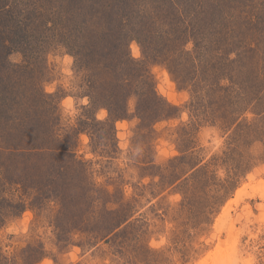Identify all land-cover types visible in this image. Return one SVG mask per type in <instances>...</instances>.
Masks as SVG:
<instances>
[{"label": "rangeland", "instance_id": "374dc122", "mask_svg": "<svg viewBox=\"0 0 264 264\" xmlns=\"http://www.w3.org/2000/svg\"><path fill=\"white\" fill-rule=\"evenodd\" d=\"M175 2L184 14L193 6L188 0ZM248 2L200 1L193 17H185L202 29L188 40L187 49L194 52L195 41L211 47L213 36L218 37L226 49L221 61L227 75L232 69L243 71L248 56L260 58L264 0H253L254 6ZM27 32H34L32 26ZM44 42L38 45L41 53L30 59L23 45L17 46L7 62L12 67L32 64L37 81L28 86L50 95L44 98L51 103L55 135L84 161L90 189L100 202L86 214L91 223L80 224L58 215L56 200L21 213L8 208L17 197L0 200V246L10 262L25 264L20 251L42 246L46 256L37 264H204L210 256L216 257L212 264H264V192L259 188L264 183V116L259 112L264 102L247 107L238 100L241 93L235 99L214 94L193 81L195 69L183 60L187 54L172 59L154 50L148 59L146 42L133 35L132 57L149 60L156 90L176 106L175 112L142 126L133 95L128 117L116 122L115 139L108 130L104 138L92 139L79 132L83 119H105L108 112L92 106L85 72L78 70L69 49L58 40ZM210 57L206 76L212 70ZM58 222L67 228L63 234Z\"/></svg>", "mask_w": 264, "mask_h": 264}, {"label": "trees", "instance_id": "16d2710c", "mask_svg": "<svg viewBox=\"0 0 264 264\" xmlns=\"http://www.w3.org/2000/svg\"><path fill=\"white\" fill-rule=\"evenodd\" d=\"M142 1L0 0V195L4 196L0 200L17 197L18 200L8 206L11 210L21 213L52 199L59 204L57 214L68 218L70 223L72 220L90 224L91 214H86L92 211L89 208L93 203L100 202L90 189L92 181H87L84 161H78L76 152L68 150L66 142L55 135L50 118L51 103L44 98L47 94L38 95V91L28 86L29 81L32 86L37 81L32 64L12 67L7 62L9 53L17 46L23 45L22 52L30 59L41 53L40 43L53 39L74 55L78 70L85 72L92 106L108 112L105 119H98L96 115L83 119L79 132L90 134L92 139L104 138L107 130L111 132V139H115L116 122L128 117V102L133 95L138 98L142 126L175 112L176 106L158 94L149 60L140 62L132 57L129 47L133 35L141 43L146 42L142 44L148 48V59H153L149 52L154 50L170 53L172 59L187 54L183 60H188L189 65L192 63L195 69L193 81L210 87L214 94L235 99L241 93L238 100L246 106L258 99L264 102L263 52L258 59L248 56L243 71L232 69L227 75L228 68L223 69L225 65L221 61L226 49L225 45L220 46L218 37L213 36L211 47L195 41L194 52L187 49L188 40L199 35L198 30L202 29L187 22L185 17H193L192 10L197 9L202 0H188L193 6H188L191 10L185 14L177 10L175 0H146L145 6ZM248 3L254 6L253 0ZM46 5L47 11L43 10ZM178 11L176 19L172 18ZM29 26L34 32H27ZM209 55L212 70L209 69L207 77L205 68H209ZM225 59L234 60L230 56ZM226 80L231 83L223 84ZM259 112L264 116V108ZM74 165L78 166V177L82 176L83 180L77 179ZM57 226L62 234L67 231L59 222ZM96 228L94 225V230L98 231ZM20 252L25 264H37L46 256L42 246L26 247ZM0 264H12L1 246Z\"/></svg>", "mask_w": 264, "mask_h": 264}, {"label": "bare ground", "instance_id": "6f19581e", "mask_svg": "<svg viewBox=\"0 0 264 264\" xmlns=\"http://www.w3.org/2000/svg\"><path fill=\"white\" fill-rule=\"evenodd\" d=\"M259 188L264 192V183H260ZM229 204L232 205V202ZM215 260H216V257L210 256L204 264H212ZM223 263H224V261H223ZM221 264H222V262H221Z\"/></svg>", "mask_w": 264, "mask_h": 264}]
</instances>
